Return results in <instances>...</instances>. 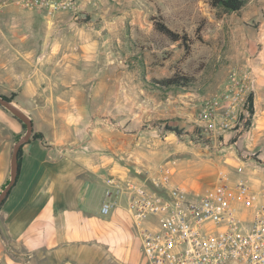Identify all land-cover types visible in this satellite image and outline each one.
Returning a JSON list of instances; mask_svg holds the SVG:
<instances>
[{
    "label": "rangeland",
    "instance_id": "rangeland-1",
    "mask_svg": "<svg viewBox=\"0 0 264 264\" xmlns=\"http://www.w3.org/2000/svg\"><path fill=\"white\" fill-rule=\"evenodd\" d=\"M98 3H89L92 4L90 13L81 10L75 18L63 16L53 18L55 20L12 7L0 10V95L11 96L6 95V61L12 72L27 74L34 69V60L42 56L43 70L50 71L54 64L48 54L53 50V55L59 56L60 75H66L72 64L76 73L73 80L77 85L98 89V95L88 89V94L95 98L93 105L96 103V107L91 104L92 116L100 119L95 126H88V132L103 128L108 133L136 137L135 157L126 160L127 156L122 155V161L131 169L152 171L160 164L167 165L172 172L171 184L191 193L203 192L215 185L220 173L229 179L233 174L230 169L235 167L234 160L242 165L238 173L263 174L264 163L259 158L264 159V141H256L252 134L259 135L263 128L254 124L249 114H237L236 121L223 116L228 104L222 97L223 92L251 79L255 80V93L259 87H264V69H261L263 72L256 70L257 66L264 68V0H246L235 14L222 15L216 10L214 14L219 22L208 28L203 24L196 29L183 27L182 31L168 28L187 37L184 45L171 43L153 30L152 19L159 18L163 22L164 16L149 5V0H102V4ZM98 7L104 8L103 18L97 16ZM98 21L115 22L117 26L114 30L105 28V36H100L105 40L98 46L86 42L83 56H79V47L72 46L73 42L87 40L90 24ZM236 24L245 28L237 31ZM242 36L248 44H239L238 38ZM53 43L57 47H51ZM69 50L75 54L73 63L68 62L65 55ZM237 56H244L251 63L245 60L239 63ZM173 75L190 80V86L176 93H163L150 86L154 81ZM67 81L70 78L65 77L64 82ZM191 93L219 98L214 113L216 130L200 135V142L196 136L201 128L195 122L200 109L191 107ZM248 101L253 108V95L248 96ZM0 109L1 192L8 180L6 110ZM182 110L188 113L183 115ZM259 114L262 116L264 110ZM222 119L225 125L219 126ZM238 139L243 145L234 143ZM12 146L10 143V152ZM238 179L247 181V177ZM260 180L264 182V177Z\"/></svg>",
    "mask_w": 264,
    "mask_h": 264
},
{
    "label": "crops",
    "instance_id": "crops-1",
    "mask_svg": "<svg viewBox=\"0 0 264 264\" xmlns=\"http://www.w3.org/2000/svg\"><path fill=\"white\" fill-rule=\"evenodd\" d=\"M91 2L102 4V0H84L85 12H91ZM149 5L159 10L165 26L174 30L196 29L202 24L208 28L219 22L214 14L216 9L210 7L209 0H149ZM98 8L97 16L103 18L104 8ZM116 26L115 22L90 24L89 38L73 42L72 46L79 47V56H83L86 42L98 46L105 40L100 37L105 28L114 30ZM243 28L236 24L234 29ZM238 41L240 45L248 44L243 36ZM54 52L58 53L57 50ZM48 55L54 64L50 71L43 70L42 56L34 60V69L27 74L12 72L6 61V95H15L13 103L30 117L33 133L42 137L31 136L21 145L14 185L0 207V264H146L139 231L124 203L106 215L100 213L105 192L112 183L132 176L133 168L122 161V155L127 156L126 160L135 157L136 137L108 133L103 128H95L89 133L88 126H95L100 121L92 116L91 104L95 98L88 94L89 89L98 95L97 87L77 85L73 80L76 73L72 64L66 75L63 72L60 75L59 56L53 55V50ZM65 55L68 62H74L72 50ZM258 57L263 61L260 54ZM237 58L239 63L243 60L251 63L244 56ZM261 69L264 68L256 67L257 71L263 72ZM65 77L70 81L65 83ZM191 96V107L198 109L213 97L208 94L204 97L200 93ZM263 99L264 87H259L253 98L252 120L261 125L263 131L259 135L252 134L260 142L264 141V114H259L261 109L264 110ZM181 112L183 115L188 113L186 110ZM215 130L216 127L209 132ZM22 135L23 127L6 111V180H9L10 172V143L13 145L15 138ZM234 143L243 145L241 139ZM259 160L264 163V159ZM233 162L235 167L230 169L233 174L229 182L247 177L256 190L264 185L260 180L264 173L259 176L243 171L238 173L242 165ZM250 214V211L245 213L247 217Z\"/></svg>",
    "mask_w": 264,
    "mask_h": 264
},
{
    "label": "built area",
    "instance_id": "built-area-1",
    "mask_svg": "<svg viewBox=\"0 0 264 264\" xmlns=\"http://www.w3.org/2000/svg\"><path fill=\"white\" fill-rule=\"evenodd\" d=\"M83 5L84 0H0V10L12 7L47 20L59 15L75 18ZM254 81L223 92L228 104L223 116L236 121L237 114H249ZM218 100L212 97L197 113V142L215 127ZM220 125H225L224 119ZM133 173L112 183L100 213L106 215L124 203L139 231L146 264H264V185L256 190L245 179L229 182L220 173L215 185L191 193L171 184L167 165L152 171L134 168Z\"/></svg>",
    "mask_w": 264,
    "mask_h": 264
},
{
    "label": "trees",
    "instance_id": "trees-1",
    "mask_svg": "<svg viewBox=\"0 0 264 264\" xmlns=\"http://www.w3.org/2000/svg\"><path fill=\"white\" fill-rule=\"evenodd\" d=\"M246 0H209V5L211 8H214L218 10L222 14H235L238 13L241 8L245 5ZM152 25H153V30L159 35L160 37L168 40L171 43H177L181 42V44H185L188 39L185 35H179L175 32H172L169 30L164 23L158 18V19H152ZM191 82L190 80L186 79L183 76H178V75H173L171 77H168L166 79L154 81L150 86L158 91H161L163 93H176L185 90L190 86ZM15 95L12 94L10 97L2 96L0 97L6 99L7 101L11 102L13 100V97ZM249 114H253V108L250 107ZM12 118H14L12 116ZM17 120L16 118H14ZM21 126L23 127V130H25V126L17 120ZM174 133H177V129H168ZM32 138H41V134L38 133H32ZM21 136H17L15 138V141H17ZM20 152H21V147L17 153V165H19V159H20ZM8 196V195H7ZM6 196V197H7ZM6 199V198H5ZM4 199V200H5ZM3 200V202H4ZM1 203V205L3 204ZM0 205V207H1Z\"/></svg>",
    "mask_w": 264,
    "mask_h": 264
},
{
    "label": "water",
    "instance_id": "water-1",
    "mask_svg": "<svg viewBox=\"0 0 264 264\" xmlns=\"http://www.w3.org/2000/svg\"><path fill=\"white\" fill-rule=\"evenodd\" d=\"M0 107L8 111L14 118L19 120L25 126V133L17 141H15L12 146L9 180L0 192V205H1L3 200L6 198V196L10 192L12 186L14 185L15 179H16L17 153L21 145L30 140V137L33 133V127H32V121L30 117L27 114H25L23 111L18 109L16 106H14L12 102H9L6 99L0 97Z\"/></svg>",
    "mask_w": 264,
    "mask_h": 264
}]
</instances>
